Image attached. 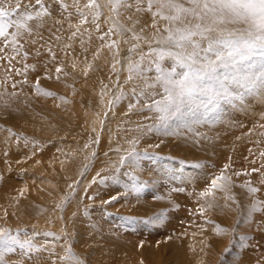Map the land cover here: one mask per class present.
<instances>
[{
    "label": "rangeland",
    "instance_id": "374dc122",
    "mask_svg": "<svg viewBox=\"0 0 264 264\" xmlns=\"http://www.w3.org/2000/svg\"><path fill=\"white\" fill-rule=\"evenodd\" d=\"M0 3L5 8L14 9L10 19L18 22L28 13L35 16V11H41L46 6L50 15L35 18L36 20L43 18L54 20L56 15L57 19L54 22L57 28L65 27L67 23L73 32L79 28L80 34L84 35L79 42L85 35V39H91L92 42H89L92 58L85 49L81 50V55L68 54L65 42H62L64 46L60 42L49 48L57 51L54 52L53 59L52 54L46 49L48 42L44 39L39 40L38 44L41 47L32 54L33 56L27 53L26 48L19 42L12 43L11 35L7 38L8 44L0 45L5 48L4 52H0V56L3 57L0 59V82L7 87L4 89L6 91L4 96L0 94V228L8 229L9 236L21 243L25 240L32 242L31 247L26 245L24 248L19 244H13V251L0 249V256L3 257L0 264H77L73 257H78L83 264H190L188 253L196 257L192 264H264V155H261L264 152L262 115L264 111L261 110L264 108V97L246 95L243 100L221 99L210 108L201 103L203 97H198V100L197 97H193L181 103L178 110L171 115L159 113L154 107L145 108L143 105L150 103L152 99L160 100L163 92H160V95L147 96L148 99L145 100V95L141 94V81L135 74L134 79L128 80L129 72L123 69L122 65L110 70L113 68L116 48L112 41L118 40L112 27L113 23L109 21V25H106L102 15L97 21L101 25L98 30L91 23V17L89 23L79 24V13H75V8L72 7L73 0H60L59 4L57 0H42L41 5H36L32 0H0ZM86 3L87 0H80L81 7ZM17 5L20 7L17 8ZM120 10L125 12L126 17L130 14L129 20L124 18L126 20L123 26L132 29L129 32L131 36L150 38L154 35L155 30L146 27L151 24L150 14L136 13L135 8ZM84 12L87 15L89 10L85 8ZM137 20L140 24L143 22L141 24L143 27L139 26L135 30L139 24L134 23ZM45 27V25L39 27L43 34ZM140 27L144 29L143 32L149 33L143 34ZM109 29L113 31L104 36ZM10 31L14 33L17 28L12 27ZM19 31L18 37L28 32L27 29ZM67 36L60 35L66 38ZM3 39L0 37V40ZM117 39H120L119 35ZM131 40L130 38L128 45L125 44L124 52L128 51L132 43H138ZM141 42L139 43L141 48L147 52L148 46ZM135 53L137 58L133 57V61L140 60L138 53ZM68 58L69 66L75 65V68L71 67L73 71H65L64 65ZM89 59L91 60L87 67L78 69L79 61L85 62ZM15 64L18 69H15ZM91 66L87 72L86 69ZM57 67L62 69L60 73L56 72ZM5 69L7 73L11 69L10 74H6ZM77 69H82L80 74L86 71L83 72V76L81 75L82 80L76 75ZM122 70H125V73H121ZM16 71L19 72L17 78ZM92 71V74L89 73ZM113 71L119 73L115 78L123 88L117 93L113 89L115 84H112L111 89L105 87L111 90L107 91L112 94V97L108 98L110 102H103L104 107L99 104L94 106L96 109L91 107L94 103V91L90 90H98L101 82ZM154 74L156 75L154 69L144 73L147 77L155 76ZM24 78H27L26 82ZM100 90L103 91L104 87H100ZM17 91L20 94L26 93L19 97L16 105L13 93ZM48 92L54 95H47ZM114 93L117 95L114 96ZM256 99H259L263 106ZM130 104H133V107H129ZM15 108L18 116L16 121ZM92 108L99 114V119L102 116L100 125L107 109L112 112L111 120L117 117L118 120L114 119L116 122L113 124L114 126L116 124L114 133H119L117 142L129 143L127 147H121L124 154L119 158L122 160L114 155V152H109L113 147L102 134L100 141L97 140L96 145L92 147L91 134H88L89 131L84 125L86 122L81 121L85 118L83 115L87 110L95 111ZM192 110L194 113L197 111L196 114H199L201 121L209 127L205 137L211 139L212 143L215 145L221 143L225 146L231 142V145L239 144L244 150L249 151H245L244 157L249 158L244 164L238 162L235 164L231 161L230 158L234 154L231 145L230 149L221 147L219 148L221 151L216 149L217 151L211 150L201 154L206 151H201L202 147H197L194 139L196 135L201 136L196 132L200 126V118L199 121L195 119L189 126L191 133L188 139L192 141L191 148H195L191 151L193 153L188 150L187 152L192 155L187 156L181 151L175 152L180 142L165 136L181 130L175 129L176 124L186 127L185 121ZM152 112L157 118L150 120L148 114ZM255 117L258 120L253 119ZM235 121L237 123H234ZM237 129L240 130L235 132ZM99 132L96 134L99 135ZM146 141L147 144L144 143ZM104 153L111 155L114 160L116 156L118 164L106 165L105 159L101 157ZM222 153L225 155H220ZM218 156L220 158L222 156L223 159ZM145 163L148 171H155V174L165 177L162 180L168 181L167 185L172 187L169 188V192L172 189L175 194H180L176 200L183 213L185 211L181 202L185 192L182 186L190 187L193 183L195 185L196 182H202L200 189L203 190L196 193L193 198L195 206L186 208L185 216L172 219L174 232L154 233L155 226L166 225L170 218V210L163 202L171 201L172 196L163 195L158 189L154 190L153 185L158 182L157 175L151 180L138 175L139 171L147 170ZM203 165L206 166L205 170ZM253 169L258 171L254 172ZM87 174L93 178L92 182H87L85 176ZM218 177H222L217 180L218 187L212 188V181ZM255 187L258 191L252 192L251 188ZM190 191L192 193L194 189ZM171 207L174 208V204H171ZM257 215H261L259 217L262 218L258 222ZM137 222L142 227L135 228ZM250 226L251 228H248ZM138 235L143 237L137 238ZM128 236H131V241ZM159 238L162 241L160 248L155 242V239ZM173 238L175 246L166 251L163 245H169ZM127 241L131 242V245Z\"/></svg>",
    "mask_w": 264,
    "mask_h": 264
},
{
    "label": "snow or ice",
    "instance_id": "6c2138e0",
    "mask_svg": "<svg viewBox=\"0 0 264 264\" xmlns=\"http://www.w3.org/2000/svg\"><path fill=\"white\" fill-rule=\"evenodd\" d=\"M32 2L42 4V0ZM59 3L60 0H57ZM72 7L75 13H79V24L89 23L91 17V23L98 30L101 25L97 21L103 15L101 9L105 7L114 14H118L120 8H135L136 12L151 15V24L146 27L153 28L154 35L151 38L133 35L131 38L146 44L148 51H143L140 44L132 43L128 51L137 52L140 60H127V79H134L133 74L140 79L141 94L151 97L160 95V90L163 92L160 100L152 99L143 105L145 108L154 107L159 113L171 115L181 103L193 97H203L201 103L206 108L221 99L243 100L246 95L264 97V0H87L83 7L80 0H73ZM85 8L89 10L87 15ZM12 11L14 9L5 8L0 3V37L4 38L0 40V45L8 44L10 35L12 43H17L20 29L31 31L27 21L50 15L49 9L44 6L41 11L34 10L35 16L28 13L18 22L10 19ZM12 27H16L17 31L11 32ZM113 28L121 36L132 31L119 25L118 21H114ZM112 31L109 29L104 36ZM77 32L79 28L72 36H76ZM124 42L130 41L125 39ZM112 44L118 45V41L114 40ZM4 51L5 48L0 47V52ZM48 51L52 53L51 49ZM52 56L54 59L55 53ZM0 59L3 57L0 56ZM152 69L156 72L155 76L144 75ZM61 71L60 67L56 68L57 73ZM36 87H39V82ZM47 95L54 93L48 92ZM219 179L222 177L212 181V188L218 187ZM251 191L258 189L251 188ZM13 244L24 248L26 245L31 247L32 242L25 240L21 243L9 236L8 229L0 228V249L13 251ZM73 258L77 264H83L78 257Z\"/></svg>",
    "mask_w": 264,
    "mask_h": 264
},
{
    "label": "bare ground",
    "instance_id": "6f19581e",
    "mask_svg": "<svg viewBox=\"0 0 264 264\" xmlns=\"http://www.w3.org/2000/svg\"><path fill=\"white\" fill-rule=\"evenodd\" d=\"M101 2H103V0H101ZM101 12L103 13V19H104V23H106V25H109V21L110 22H112L113 24H114V21H118L119 22V25H123V23H124V21L127 19V20H129L128 19V17H130V14H128V17H126L127 15H125L124 13L125 12H122L120 9H118V14H113V12H111L110 11V9L109 8H107V7H105V8H102L101 9ZM137 13V12H136ZM127 14V13H126ZM142 14V13H141ZM146 14H149V13H146ZM144 15V14H143ZM136 16V15H135ZM138 16H141V15H138ZM147 16V15H146ZM149 16H151V15H149ZM108 17H109V19H108ZM131 17H133V16H131ZM124 18H126V19H124ZM138 18V17H137ZM55 19H57V16L55 15V18H54V20ZM61 18H59V20H60ZM145 19V18H144ZM54 20L53 19H51V20H47L46 18H43V19H40V20H36V19H34V20H30V21H27V23L31 26V31H28V32H26L24 35H22L21 37H16V40H18V42L21 44V46L23 47V48H26V52L27 53H29V54H34L37 50H39L40 49V47H41V45L40 44H38V42H39V40H41V37H43V39L45 40V41H47L48 42V44H46V49H47V51H48V49L49 48H51V47H53L55 44H58V43H62V42H65L64 44H66V48H65V50H66V52L69 54V53H73V54H75L76 56L78 55V54H80L82 51V49H85L86 50V52L88 53V55L89 54H91V51H90V49H91V44L90 43H92V42H90L91 41V39H85V37H86V35H85V37H84V39H82L80 42H79V40L81 39V38H83V36L80 34V32L78 33L77 32V34H76V36H72V33H73V31H72V29L71 28H69V26L67 25V23H65V27H62V28H57L56 27V25H55V22H54ZM108 20V21H107ZM131 21V20H130ZM66 22V21H65ZM143 22H141V24H142ZM161 23H163V22H161ZM76 24V23H75ZM112 24V25H113ZM140 23L138 24V25H136V29L135 30H137L138 29V27L139 26H142ZM41 25H45L46 27H45V29H44V34L41 32V30L39 29V27L41 26ZM69 25H71V24H69ZM60 27V26H59ZM113 27V26H112ZM125 27V26H124ZM143 27V26H142ZM141 28V27H140ZM115 30V34H116V40H118V45H116V48H115V54L113 55L114 56V58H113V56H112V58L114 59V63H113V65L112 66H115V68H117V67H119V65H122V68L123 69H127V59H131V60H133V57H136L135 56V52L133 53V52H129V51H127V52H124V49L126 50V45L125 44H129V43H125L124 41H125V39H129L130 40V38H132V34L130 33H127V34H125L124 36H121L119 33H118V31L116 30V29H114ZM42 31H43V29H42ZM146 31V30H145ZM152 31V30H151ZM151 31H150V34H151ZM84 32V31H83ZM149 33V32H148ZM147 32H143V34H148ZM62 34H64L65 36H67V35H69V36H67V38L66 37H60V35H62ZM118 35H119V37H120V39H117L118 38ZM56 37H59V39H56ZM79 37V38H78ZM130 37V38H129ZM150 37V36H149ZM151 38V37H150ZM133 41H135V40H133ZM90 42V43H89ZM131 42H132V40H131ZM136 42H138V44L140 43V41H136ZM142 43V42H141ZM90 44V45H89ZM61 45H63V43L61 44ZM84 46V47H80V46ZM64 46V45H63ZM124 46V47H123ZM141 47V46H140ZM54 48H57V47H54ZM114 51V50H113ZM49 52V51H48ZM54 52H57V51H55V50H52V53H54ZM85 52V53H86ZM50 53V52H49ZM51 53V54H52ZM132 54H133V56H132ZM81 55V54H80ZM33 56V55H32ZM74 56V55H73ZM91 57L90 58H92V54L90 55ZM65 57V56H64ZM66 58V57H65ZM137 58V57H136ZM24 60V59H23ZM65 60L66 59H64V61L63 62H65ZM83 60V59H82ZM90 60L91 59H89L88 61H85V62H81V61H79L80 62V67L78 68V69H80L81 67H87L88 66V64H89V62H90ZM136 60V59H135ZM134 60V61H135ZM25 61V60H24ZM23 61V62H24ZM116 61H119V63H116ZM137 61V60H136ZM139 61V60H138ZM22 63V62H21ZM28 63V62H27ZM72 64V63H71ZM21 65V64H20ZM70 65V60H69V58H68V60H67V62H66V64L64 65V68H65V71H67V70H71V71H73L72 69L73 68H71V67H74V66H69ZM91 65V64H90ZM107 65V64H106ZM22 67H23V65H21ZM144 66V65H143ZM142 66V67H143ZM1 67V66H0ZM30 67V66H29ZM75 68V67H74ZM90 68H92V66L91 67H88V70L86 69V71L88 72L89 70H90ZM111 68V67H110ZM120 68H121V66H120ZM15 69H18V67H17V65L15 64ZM22 69V68H21ZM77 69V70H78ZM6 70L7 69H5V73L6 74H8L7 72H6ZM24 70V69H23ZM23 70H20V71H23ZM110 70H113V68L112 69H110ZM118 70H119V68H118ZM80 71H82V69L81 70H78V74H76V75H78V76H80L79 78L82 80V74H83V72L85 73L86 71H83V72H81V74L79 73ZM152 70H150V72H151ZM31 72V71H30ZM121 73H125V70H122V71H120ZM19 72H15V77L17 78L19 75H17ZM77 73V72H76ZM89 73H93V71L92 72H89ZM107 73V72H106ZM0 74H1V72H0ZM3 74H4V72H3ZM10 74V73H9ZM103 74V73H102ZM105 74V73H104ZM117 74H119V73H117V72H112V74L110 75V76H108V78H106L105 79V81H103V82H101V84H100V86L98 87V90H90V92H92V91H94L93 93H94V103H93V105H92V103H91V107H94V106H96V104H97V106H98V104H99V106L101 105V107L103 106V102H107L108 103V98H110V97H112V94H109V92L107 93V91H111L110 89V87L112 86V84H115V87L113 88V89H115L114 91L115 92H117L118 93V91H120L122 88H123V86L118 82V81H116V78H115V76L117 75ZM27 75V74H26ZM75 75V76H76ZM82 75V76H81ZM107 75V74H106ZM127 75V74H126ZM155 75V74H154ZM21 76H23V75H21ZM33 76V75H32ZM35 76H36V74H35ZM34 76V77H35ZM95 76V75H94ZM10 77V76H9ZM66 77V76H65ZM102 77H103V75H102ZM126 77V76H125ZM128 77V76H127ZM149 77H152V76H149ZM33 78V77H32ZM104 78V77H103ZM25 80L27 79V78H24ZM29 79V78H28ZM121 79H123V78H121ZM125 80L127 81V79L125 78ZM140 80V79H139ZM27 81V80H26ZM28 81H31V80H28ZM94 81V80H93ZM125 81V82H126ZM1 83V82H0ZM31 83V82H30ZM81 83V82H80ZM95 83V82H94ZM117 83V84H116ZM83 84V83H82ZM98 84V83H97ZM120 84V85H119ZM123 84V83H122ZM127 84V83H126ZM1 87H2V90H0V94H1V96H4V94L6 93V91L4 90L5 88H7L6 86H4L2 83H1ZM89 87H90V85H89ZM100 87H104V92L103 91H101L100 90ZM105 87H107V88H110L109 90H107V88H105ZM93 88V87H92ZM92 88H90V89H92ZM15 89H18V88H15ZM14 88H13V90H15ZM103 89V88H102ZM21 90V89H20ZM126 90V89H125ZM11 92H12V90H11ZM89 92V91H88ZM89 92V93H90ZM160 92H162V90H160ZM21 93H22V91H21ZM26 93V92H25ZM24 93V94H25ZM79 93V92H78ZM98 93V94H97ZM112 93V92H111ZM117 93H114V96H116L117 95ZM23 94V93H22ZM22 94H20V92H15V104L17 105L18 104V99H19V97H22ZM23 94V95H24ZM105 94V95H104ZM20 95V96H19ZM93 95V94H92ZM103 95V97H101ZM119 95V94H118ZM26 96V95H25ZM78 96V95H77ZM255 96V95H254ZM139 97V96H138ZM145 97H146V99L145 100H147L148 99V97L145 95ZM258 97H261V96H258ZM8 98V97H7ZM196 98V97H195ZM34 99V98H33ZM99 99H101L102 101H98ZM259 99H261V98H259ZM259 99L257 100L256 99V101H258V103H260L261 101H259ZM8 100V99H7ZM10 100V99H9ZM49 100H51V99H49ZM60 100V99H59ZM197 100H198V97H197ZM252 100H253V98H252ZM251 100V101H252ZM261 100H263V99H261ZM54 101V100H53ZM88 102H90V101H88ZM110 102V101H109ZM146 102V101H145ZM106 103V104H107ZM79 104H81V102L79 103ZM110 104V103H109ZM255 104V103H254ZM77 105V104H76ZM82 105H84V103L82 104ZM108 105V104H107ZM131 105V107H133V104H130ZM261 105H262V102H261ZM264 105V104H263ZM262 105V106H263ZM129 106V105H128ZM259 105H257V107H258ZM87 107H89V106H87ZM101 107H98V108H101ZM104 107V106H103ZM107 107V106H106ZM130 107V106H129ZM194 107V106H193ZM254 107V106H253ZM95 108V107H94ZM97 108V107H96ZM95 108V109H96ZM192 108V107H191ZM237 108H240V107H237ZM16 110H15V121H16V119L18 118V116L16 115V112H17V108H15ZM19 109V108H18ZM85 109H87V108H85ZM91 109V108H90ZM93 109V108H92ZM95 109H93V110H95ZM110 109H112V107L110 108ZM110 109H107V112L105 113V115L103 116V121H101L102 123H101V125L99 124V122H100V119H101V117H100V119H99V114L96 112V110L95 111H86V113L83 115V116H85V118H80V117H82V116H80L79 118L80 119H82L81 121L82 122H86L84 125H86V130H88L89 131V133L88 134H91V141H93V144H92V147H94L95 145H96V143H97V140H99L100 139V135L102 134V136L105 138V139H107L108 141H110V146H112L113 148L109 151V152H114L115 154L114 155H116L118 158L120 157V156H122V154H124L123 152H124V150L121 148V147H127L128 145H129V143H127L126 141L125 142H121V144L119 143V142H117L118 140H117V138L119 137V133L118 132H116V133H114V131H116V130H114V127L116 128V124H115V126L113 125L116 121V119H117V117H115L114 119H110V118H112V112H109V110ZM256 109V108H255ZM104 110H106V109H104ZM205 110V109H204ZM233 110V109H232ZM262 111H264V108L263 109H261ZM113 111V110H112ZM234 111V110H233ZM239 111V110H238ZM248 111V110H247ZM5 112V111H4ZM83 112V111H82ZM137 112H138V110H137ZM146 112V111H145ZM197 112V111H196ZM196 112L194 113V111L192 110L191 111V114L187 117V119H186V121H185V124H186V127L183 125V127L181 126V125H179V124H176V126H175V129H181V130H177V132H174L172 135H170V134H167L165 137H169V139H171V140H174V139H177L176 141L177 142H180V145L177 147V149L175 150V152L177 153L178 151H181V152H183L185 155L187 154V156H191L192 154H189L188 152H187V150L189 151V152H191L195 147H192L191 148V143H192V141L190 140V139H188V135H190V133L191 132H189V126H190V124L193 122V121H195V119H196V121H199V114L197 113L196 114ZM231 112V111H230ZM139 113V112H138ZM252 113V112H251ZM260 113H262V112H260ZM81 114H83V113H81ZM103 114H104V112H103ZM113 114H114V112H113ZM141 114V113H140ZM146 114V113H145ZM259 114V113H258ZM117 115V114H116ZM119 115V114H118ZM117 115V116H118ZM149 115V117H150V120H152L153 118L154 119H156L157 117H156V115L152 112L151 114H148ZM201 115H203V114H201ZM211 115V114H210ZM236 115V114H235ZM240 115V114H239ZM262 115H264V113H262ZM145 116V115H144ZM205 116V115H204ZM233 116V115H232ZM244 116V115H243ZM249 116H251V115H249ZM114 117V116H113ZM134 117V116H133ZM207 117V116H206ZM238 117V116H237ZM258 117V116H257ZM12 118H14V116H12ZM140 118H142V117H140ZM233 118V117H232ZM239 118V117H238ZM240 118H242V117H240ZM264 118V117H263ZM198 119V120H197ZM235 119V118H234ZM253 119H257L256 117L255 118H253ZM118 120V119H117ZM227 120V119H226ZM232 120V119H231ZM258 120V119H257ZM115 121V122H114ZM80 122V121H79ZM155 122H156V120H155ZM229 122V121H228ZM232 122V121H231ZM234 123H237L236 121L234 122ZM239 123V122H238ZM261 123V122H260ZM175 125V124H174ZM224 125V124H223ZM230 125V124H229ZM99 126H101V127H99ZM232 126V125H231ZM241 126V125H240ZM225 127H227V126H225ZM57 128V127H56ZM82 128H83V126H82ZM208 129H209V127H207L206 126V123H204V121H201V118H200V126L197 128V130H196V132H198V134H201V136H197L196 135V133H193V134H195L196 136H197V138H196V136L194 137V139L196 140V143L198 144V145H196L197 147L199 146V147H202V149H201V151H206V152H201V154H203V153H208L209 151L211 152V150H214V151H217L216 149H219V148H221V147H226V148H231V146H233V148H234V150L232 151V152H234V154H233V156H231V161H233L234 163L235 162H238V163H242V164H244V162H245V160H247V158H249V157H247L246 158V156L244 157V154H245V151L246 150H244L243 148H242V146L240 147L239 146V144H233V145H231V142H229V143H227V141H226V143L227 144H225V146L223 145V144H218V145H215L214 143H212L213 141H211V139H209V138H206L205 136H207V131H208ZM234 129V128H233ZM80 130H81V127H80ZM210 130H212V129H210ZM238 130H240V129H237V130H235V132H237ZM253 130V129H252ZM87 131V132H88ZM100 131V132H99ZM221 131H223V130H221ZM232 131V130H231ZM242 131V130H241ZM97 132H99V135H97L96 133ZM111 132H113L112 134H111ZM167 132V131H166ZM210 132H212V131H210ZM164 133V132H163ZM168 133V132H167ZM216 133V132H215ZM257 133V132H256ZM218 134V133H217ZM234 134V133H233ZM258 134V133H257ZM150 135V134H149ZM212 135V134H211ZM227 136H229L228 134H226ZM164 136V135H163ZM213 136V135H212ZM218 136H220V135H218ZM234 137H235V135H233ZM241 136V135H240ZM53 137V136H52ZM103 137H101V139L103 138ZM146 137V136H145ZM155 137V136H154ZM230 137V136H229ZM229 137H227L228 139H229ZM231 137H232V135H231ZM261 137V136H260ZM221 138V137H220ZM225 138V137H224ZM237 138V137H236ZM254 138H256V137H254ZM258 138V137H257ZM262 138V137H261ZM245 138L243 137V140H244ZM194 140V141H195ZM222 140V139H221ZM238 140V139H237ZM242 140V141H243ZM254 140V139H253ZM100 141V140H99ZM105 141V140H104ZM236 141V140H235ZM169 142V141H168ZM176 142V143H177ZM237 142V141H236ZM247 142V141H246ZM255 142H257L256 140H255ZM261 142V141H260ZM145 144H147V141L146 142H144ZM194 143V142H193ZM195 143V144H196ZM219 143V142H218ZM238 143H240V142H238ZM241 144V143H240ZM255 144H257V143H255ZM106 145V144H105ZM231 145V146H230ZM98 146V145H97ZM250 146V145H249ZM255 146V145H254ZM88 147H90L89 145H88ZM105 147V146H104ZM107 147V146H106ZM98 148V147H97ZM99 148H102V147H99ZM109 148V147H108ZM256 148V147H255ZM86 149H88V148H86ZM106 150V149H105ZM199 150V149H198ZM220 151H221V149H219ZM228 150V149H227ZM249 150H251V149H249ZM83 151V150H82ZM125 151H126V149H125ZM200 151V150H199ZM208 151V152H207ZM259 151V150H258ZM246 152H249V151H246ZM89 155H90V150H89ZM97 153H98V151H97ZM191 153H193V152H191ZM196 153V152H195ZM99 154H101V153H99ZM111 154V153H110ZM223 154L224 153H222V154H220V155H222L223 156ZM229 154V153H228ZM232 154V153H231ZM113 155V156H114ZM225 155V154H224ZM100 156V155H99ZM116 156H114V158H116V160H114L113 158H112V156L111 155H109V154H107V153H104V154H102L101 155V157L102 158H104L105 159V164L106 165H110V164H118V159H117V157ZM210 156H211V154H210ZM209 156V157H210ZM221 156V158L218 156V158H220V159H223V157ZM228 156V155H227ZM96 157V156H95ZM204 157H205V155H204ZM216 157V156H215ZM224 157H226V156H224ZM207 158V157H206ZM120 160H122L121 158H119ZM88 160V159H87ZM145 160V159H144ZM206 160H208V159H206ZM217 161H218V159H216ZM214 161H215V159H214ZM221 161V160H220ZM59 162V161H58ZM99 162H101V161H99ZM216 162V161H215ZM234 163H232V164H234ZM238 163H235V164H238ZM247 163V162H246ZM62 164V163H61ZM213 164V163H212ZM144 165H146V169H147V164L145 163ZM215 165V164H214ZM62 166V165H61ZM202 166V165H201ZM204 166V165H203ZM243 166V165H242ZM153 167V166H152ZM205 168H206V166H204V170H205ZM247 168V167H246ZM246 168H244V169H246ZM62 169V168H61ZM81 169H82V167H81ZM88 170H89V168H87ZM87 169H85V171L87 170ZM128 169V168H127ZM152 169V168H151ZM150 170V169H149ZM154 170V169H153ZM158 170V169H157ZM159 171V170H158ZM87 172V171H86ZM85 172V173H86ZM94 172V171H93ZM96 172H97V170H96ZM105 173H106V171H104ZM116 172V171H115ZM155 172V171H154ZM154 172H151V171H148V169L146 170V171H139L138 172V175L139 176H141V177H143V178H149L150 180L155 176V175H157L158 176V179H157V184H155V185H153V187H154V190H157L158 189V191L160 192H162L163 193V195L165 194V195H170V196H172V198L170 199L171 201H168V202H166V201H164L163 202V204L164 205H166V207L167 208H169L168 210H170L169 212H170V218L166 221V225H163V226H159V225H157V226H155V231H154V233L155 234H160V232H162L163 234L164 233H171V231H173L174 232V229H175V226L173 225L174 223H172L173 221H172V219L173 218H177V216H185L186 215V208H191V206L193 205V198H195V194L196 193H198L199 191H201V190H203V189H200V187H201V183H195V185H194V183H193V185H191L190 187H186V186H182V188L184 189V192H185V194H184V196L182 197V198H184L183 200H182V202H181V206H183V210L185 211L184 213L182 212V210L180 209V206H179V203L177 202V198L179 197V195L180 194H175V192H173V190L171 189V192H169V188H172L171 187V185H170V187H169V185H167V183H169L168 181H165V180H162V178H164L165 179V177H163L162 175H159V174H155ZM209 172V171H208ZM99 173V172H98ZM110 173V172H109ZM124 173V172H123ZM158 173V172H157ZM89 174V173H88ZM88 174L87 175H85L86 176V179H87V182L88 181H91L92 182V180H93V178L92 177H88ZM93 174V173H92ZM100 174V173H99ZM90 175V174H89ZM82 176L84 177V175L82 174ZM100 176V175H99ZM120 176V175H119ZM117 177V176H116ZM80 178V177H79ZM91 178V179H90ZM119 178H121V177H119ZM119 178H116V179H119ZM73 179H75V178H73ZM122 179V178H121ZM76 180V179H75ZM73 181V180H72ZM78 181H80L81 182V180H78ZM77 181V182H78ZM76 182V181H75ZM86 182V183H87ZM109 182V181H108ZM254 182V181H253ZM255 184H257V182L255 183ZM2 185H3V183H2ZM205 185H207L206 183H205ZM245 185V184H244ZM246 185H248V184H246ZM3 186H5V185H3ZM109 186V185H108ZM250 186V185H249ZM254 186V185H253ZM71 187H73V186H71ZM93 187V186H92ZM202 187H203V185H202ZM251 187V186H250ZM260 187V186H259ZM111 188V187H110ZM256 188V187H255ZM194 189V191L191 193V191L190 190H193ZM6 192V191H5ZM95 192V191H94ZM7 193V192H6ZM150 193V192H149ZM148 193V194H149ZM243 193V192H242ZM259 194H260V192H259ZM140 197V196H139ZM135 199V198H134ZM171 204H174V208H172L171 207ZM193 206H195V205H193ZM192 206V207H193ZM172 208V209H171ZM175 209V210H174ZM198 209V208H197ZM197 209H195V210H197ZM264 209V208H263ZM174 210V211H173ZM249 210V209H248ZM252 213V212H251ZM250 213V214H251ZM163 215V214H162ZM159 216H161V214L159 215ZM259 216H261V215H257V219H256V222H258V220H260V219H262L261 217H259ZM249 217V216H248ZM252 217V216H251ZM178 218H181V217H178ZM183 218V217H182ZM181 218V219H182ZM243 219V218H242ZM243 221V220H242ZM254 222V221H253ZM144 224V223H143ZM164 224V223H163ZM180 225H182V224H180ZM139 227H142L141 225H139V222H137V226L135 227V228H139ZM160 227L162 228V229H160ZM255 227V226H254ZM178 228V227H177ZM179 228H181V227H179ZM178 228V229H179ZM248 228H251V226L250 227H248ZM260 232V231H259ZM258 232V233H259ZM144 235H145V233L144 232H142ZM123 234V233H122ZM121 234V235H122ZM185 234V233H184ZM260 234H262V233H260ZM167 235V234H166ZM185 236V235H184ZM123 237V236H122ZM129 238V240L131 241V236H128ZM139 237H143V235H138V237L137 238H139ZM170 237H172L171 235H170ZM137 238L135 239V243H137ZM134 239V238H133ZM167 239V238H166ZM165 239V240H166ZM170 239V238H169ZM174 239V238H173ZM156 240V241H155ZM154 241L156 242V245L160 248L161 246H162V241H161V238H159V239H155ZM172 240V239H171ZM187 240V239H186ZM128 242V244L130 243V245H131V242H129V241H127ZM152 242V241H151ZM155 242H154V244H155ZM166 242V241H165ZM142 243V242H141ZM141 243L139 244V245H141ZM167 243V242H166ZM185 243V242H184ZM124 244V243H123ZM153 244V243H152ZM177 244V243H176ZM189 244V243H188ZM135 245V244H134ZM154 246V245H153ZM163 246H165V248H166V251L167 250H169V249H171V248H173L174 246H175V239L174 240H172L171 241V243H169V245H163ZM135 247H136V245H135ZM116 251H117V249H115ZM129 250H130V248H129ZM134 250V249H133ZM174 250V249H173ZM173 250H172V252H173ZM179 250V249H178ZM192 252V251H191ZM188 253V252H187ZM129 254V253H128ZM175 254H176V251H175ZM178 255V254H177ZM188 259H189V262L191 261V263L190 264H192V263H194L195 262V256L194 255H191V254H189L188 253ZM132 257V256H131ZM130 256H129V258H131ZM168 257V256H167ZM127 258H128V256H127ZM183 258H185V256H183ZM190 258H192L191 260H190ZM198 258V257H197ZM198 259H200V258H198ZM211 259V258H210ZM246 259V258H245ZM129 260V259H128ZM187 262V261H186ZM248 262V261H247ZM132 263V262H131Z\"/></svg>",
    "mask_w": 264,
    "mask_h": 264
}]
</instances>
